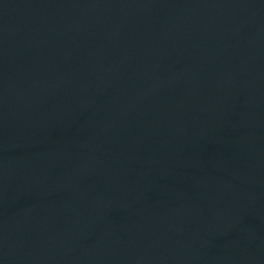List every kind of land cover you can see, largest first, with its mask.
Returning <instances> with one entry per match:
<instances>
[{"label": "water", "instance_id": "water-1", "mask_svg": "<svg viewBox=\"0 0 264 264\" xmlns=\"http://www.w3.org/2000/svg\"><path fill=\"white\" fill-rule=\"evenodd\" d=\"M0 264H264V0H0Z\"/></svg>", "mask_w": 264, "mask_h": 264}]
</instances>
